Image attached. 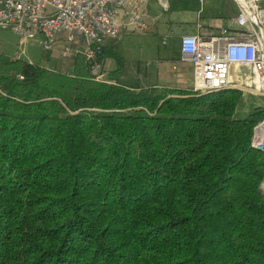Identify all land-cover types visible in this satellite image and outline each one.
I'll list each match as a JSON object with an SVG mask.
<instances>
[{
    "label": "trees",
    "instance_id": "trees-1",
    "mask_svg": "<svg viewBox=\"0 0 264 264\" xmlns=\"http://www.w3.org/2000/svg\"><path fill=\"white\" fill-rule=\"evenodd\" d=\"M107 43L105 79L0 51V264H264V105L153 84Z\"/></svg>",
    "mask_w": 264,
    "mask_h": 264
},
{
    "label": "built area",
    "instance_id": "built-area-1",
    "mask_svg": "<svg viewBox=\"0 0 264 264\" xmlns=\"http://www.w3.org/2000/svg\"><path fill=\"white\" fill-rule=\"evenodd\" d=\"M204 1L198 0L200 5ZM231 1L238 8L234 25L239 31L221 27L205 40L182 36L181 59L191 65L195 91L234 89L264 98V6L259 0ZM158 2L162 10H168L169 0ZM120 15L133 31L147 30L140 0H0V30L18 38L20 51L14 57L24 54L29 39L41 36L42 48L51 51L54 36L63 35L62 56L83 55L92 72L101 67L96 52L122 31ZM233 67L247 68L237 73L235 82L231 81ZM252 145L264 156V118L254 127Z\"/></svg>",
    "mask_w": 264,
    "mask_h": 264
},
{
    "label": "crops",
    "instance_id": "crops-1",
    "mask_svg": "<svg viewBox=\"0 0 264 264\" xmlns=\"http://www.w3.org/2000/svg\"><path fill=\"white\" fill-rule=\"evenodd\" d=\"M259 1L264 6V0ZM140 5L147 21V30L133 31L131 27L125 25L124 15H120L122 31L117 39L108 41L106 45L107 49L118 51L132 64L139 62V68L133 70H137L138 73L143 72L153 84L192 86L191 65L180 58L179 45L182 36L198 35L205 40L221 27L239 31L234 25L238 8L231 0H205L202 5L198 0H169L166 11L161 9L158 0H140ZM149 37H157L155 45L149 41V43L145 42ZM54 39L57 48L50 51L49 59L57 60V63L71 59V56H62L61 50L65 46L63 35H55ZM138 40L144 41L142 48H148L146 57L148 59L134 57L136 52H145V49H141L140 44L137 43ZM151 46L154 47L152 54H150ZM58 56L60 58H57ZM102 67L103 74L107 78L108 72L115 69V62L106 58L102 62ZM138 75L141 77V73Z\"/></svg>",
    "mask_w": 264,
    "mask_h": 264
},
{
    "label": "rangeland",
    "instance_id": "rangeland-1",
    "mask_svg": "<svg viewBox=\"0 0 264 264\" xmlns=\"http://www.w3.org/2000/svg\"><path fill=\"white\" fill-rule=\"evenodd\" d=\"M156 38L157 37L146 38L147 40L145 42L149 41L152 45L153 44L155 45ZM42 40L43 39H42L41 36H37V37H35L33 39H29L26 42V44H25L24 54L21 55L20 58L25 60V61H27V62L33 63V64L45 65V66L51 67V68L52 67H56V69H58L60 71H68V68L70 66H72L71 59H69V60H67L65 62L60 61L59 63H57V60L53 61L51 58L48 59L49 55H50V52L49 51H45L42 48L41 43H40ZM137 43L140 44L141 49H145L146 48V47L142 48V44H144V41L138 40ZM18 45H19L18 44V38L13 33L9 32V31L0 30V51L6 52V53H9V54H14L15 52H19L20 51L19 48H18ZM54 48H57V47L54 45L52 47L51 51H53ZM61 48L62 47H60L59 50H61ZM147 50H148V48L145 49L144 53L136 52L134 54V57L135 58H141V59H148V58H146L147 54H148ZM150 51H151L150 54H152L153 51H154V47L153 46H151V50ZM57 58H60V56H58ZM125 59H127V58H125ZM146 64H147V62H146ZM102 69H103V67H100V68L96 69L94 72L91 71V74L95 76V74H97V73H100V74L102 73L101 77L99 79H105V74H103ZM240 71H242V72L247 71V68L246 67H237V68H235L232 71V76H231L232 77V79H231L232 82L236 81V79L238 78V74L237 73L240 72ZM138 83L142 84L143 80H140ZM254 98H255L254 99L255 106L264 105V98L263 97H254ZM254 127H253V132H254ZM260 189H261L262 193L264 194V182L260 185Z\"/></svg>",
    "mask_w": 264,
    "mask_h": 264
},
{
    "label": "water",
    "instance_id": "water-1",
    "mask_svg": "<svg viewBox=\"0 0 264 264\" xmlns=\"http://www.w3.org/2000/svg\"><path fill=\"white\" fill-rule=\"evenodd\" d=\"M233 70L235 69V67L232 68ZM232 78V77H231Z\"/></svg>",
    "mask_w": 264,
    "mask_h": 264
}]
</instances>
